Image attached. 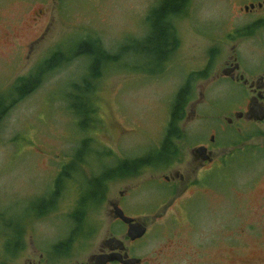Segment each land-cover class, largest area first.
<instances>
[{
    "label": "rangeland",
    "instance_id": "rangeland-1",
    "mask_svg": "<svg viewBox=\"0 0 264 264\" xmlns=\"http://www.w3.org/2000/svg\"><path fill=\"white\" fill-rule=\"evenodd\" d=\"M255 1L190 0L186 15L173 21L178 45L172 59L150 74L137 46L127 51L125 46L143 42L149 11L163 0H0V214L20 218L0 223V264H23L40 255L46 264L85 262L108 234L121 238L126 232L125 225L108 216V201L119 199L120 191H125L124 213L147 223L146 234L129 246L143 264H264V119L237 122L233 111L246 92L214 78L232 47L243 68L252 70L247 74L264 72V22L251 24L258 13L242 10ZM249 24L251 34L244 29ZM86 39L98 40L118 62L108 65L96 82L98 124L90 135L79 132L66 100L70 86L87 73L85 58L69 57ZM58 49L71 51L65 54L70 59L46 71L40 85L18 99L17 79L28 77ZM203 72L205 78L197 76L187 85L192 101L197 79V118H190L187 106L177 142L184 159L173 169L185 164L186 170L190 149L210 143L215 128L219 137L214 135L213 151L221 158L197 166V183L180 205L168 209L169 198L182 190H168L159 179L172 168H147L137 177L109 182L104 201L92 213L93 236L77 243L70 256H55L54 245L66 240L73 226L67 214L74 209L76 192L63 188L56 210L39 221H31L26 208L49 195L54 178L84 138H91L94 148L113 152L104 161L88 159L81 172L86 180L119 159L142 158L159 147L176 91ZM224 117L233 124L225 126ZM12 226L25 232L24 250L15 246L23 236L9 237ZM11 247H16L13 258L6 252Z\"/></svg>",
    "mask_w": 264,
    "mask_h": 264
},
{
    "label": "trees",
    "instance_id": "trees-1",
    "mask_svg": "<svg viewBox=\"0 0 264 264\" xmlns=\"http://www.w3.org/2000/svg\"><path fill=\"white\" fill-rule=\"evenodd\" d=\"M189 2L190 0H163L157 8L149 11V15L146 18L149 30L143 38V42L138 43L132 39L133 41L125 46V51L134 45L137 46L136 53L144 56V59L148 62L150 74L158 72L160 65L164 64L166 66L172 59V54L178 45V35L173 21L186 15ZM251 33L252 31L250 30L249 34ZM68 52L71 51L68 49L66 51L58 49L48 60L40 64L34 72L30 73L28 77L18 78L15 83L18 99L25 97L35 90L40 85L41 78L46 71L58 66L64 59L69 60L70 58L65 55ZM69 57L72 59L83 57L88 61L87 73L80 79V82L73 83L70 86L66 100L67 109L72 115L79 132L89 134L88 131L98 124V121L95 119L96 109L93 98L96 82L101 79L102 71L108 65L118 63L117 57L107 53L99 41L95 39L79 41L76 50L71 52ZM198 74L193 75L194 77L190 76L189 81L175 94L171 106L169 126L159 147L151 149L142 158L119 159L111 168L108 167L98 175H92L86 180L81 172L84 167H88V159L93 157L98 161H104L102 157H111L113 156V152H106L103 150L105 149L103 147L94 148L93 140L89 137L84 138L71 155V161L69 159L67 163L63 164L61 171L59 170L54 178L49 195L46 198H36L26 208L27 213L34 217L31 221H39L48 212L56 210L55 202L59 196V192L63 188L66 191L73 189L76 192L77 199L74 209L67 214V218L73 222V226H71L67 239L56 242L54 245L52 250H54L53 254L55 256H70L73 250H75L77 243H86L93 236L94 233L89 232L90 227H96L91 222L92 213L97 211L104 201L109 182L137 177V175L147 168L161 169L166 166L168 167L173 162V156L180 153L177 140L181 139L182 131L178 128L177 123L182 119L183 109L189 100L190 92L187 85L194 78H197V76L198 78H205L206 76L205 72ZM3 110V103H1L0 116ZM234 144H236L235 141ZM92 145L94 150L99 151H93ZM92 153L96 156H88ZM68 182L72 183V187L69 186ZM2 221L4 223H11L13 221H20V218L7 219L3 218L0 214V223ZM28 225L30 224L28 223ZM8 233L9 237L17 235L20 238L23 236L22 242L15 243V246L17 247L18 245L20 251L24 250L23 241L25 232L18 226H12ZM16 247H11L6 251L12 258L16 256L14 252Z\"/></svg>",
    "mask_w": 264,
    "mask_h": 264
},
{
    "label": "flooded vegetation",
    "instance_id": "flooded-vegetation-1",
    "mask_svg": "<svg viewBox=\"0 0 264 264\" xmlns=\"http://www.w3.org/2000/svg\"><path fill=\"white\" fill-rule=\"evenodd\" d=\"M252 6V7H250ZM245 7H247V10H245ZM244 13H249L251 16L255 14V12L258 13L257 15V19L252 22L251 24H255L257 22H264V0H257L255 2H249L246 6L244 5L242 8ZM251 24L247 25L244 27V29L249 32L248 30L251 27ZM230 53L227 55L226 60L223 62V66L221 67L222 70H220L219 72H217V74L215 75L214 78L218 79V80H226L229 83H236L240 86H242V89L246 92L245 95L240 98V102L241 104L238 105V109H236L235 111H233V118L238 122V121H244V124H248V123H257L254 121H249L244 117V114L248 111L250 104H253L254 106L259 107L260 109L264 110V72H260L257 74H247V72L250 71H246L243 66L241 65V63H239V61L237 60V53L236 50L232 47L230 49ZM169 57V55H168ZM264 66V64H263ZM261 66H259L260 68ZM226 71L228 74L224 75L222 72ZM256 71H263V70H256ZM242 76V78H241ZM238 82H241L240 84ZM184 83V82H183ZM179 87V89L176 91V93L183 87V84ZM193 94H194V99L192 101H188V104L185 106V108L183 109V116L182 119L180 121H178L177 125L178 128L180 122L183 120V118L185 116H187L186 113V107L188 106V113L190 115V118H197V79L193 82ZM201 91V90H200ZM199 91V95L201 94V92ZM191 93V92H190ZM237 113H243V116L239 119L235 118V115ZM223 124L227 125V126H231L233 124V120L232 118L229 117H224L223 119ZM169 121H170V115H169V120H168V124H167V128L169 126ZM243 123V122H242ZM225 125V126H226ZM181 130V129H180ZM213 134L210 135L209 137V141L210 143H205V144H199L198 147L202 146L205 148V154L211 159V162H213V160L218 161L220 158H217V151H213L214 150V135H217V138L219 137V134H217L216 128L213 129L212 131ZM183 135V132H182ZM182 139V137H181ZM181 139L177 140V142H179ZM204 143V142H203ZM197 148L193 147L190 149L189 154L186 156L187 158L189 157V160L187 162V167L185 170V164L182 166L181 169H173L174 168V164L176 163H182L183 159H184V154L183 153H177L173 156V162L170 163L168 165L169 168H172L173 170L167 175H163L160 176V180L163 181L164 183V187L167 188L169 190L170 189H174L175 187H181L182 190L181 191H177L175 193L171 192L170 195L172 194V196L169 198L170 202L164 207V209H168L171 208L173 206H177L180 205L182 203V201H180V199L182 198V196L184 195V193L186 192L187 189H189L190 187L194 186V184L197 183V166L198 167H203V165L205 163H207L206 161L202 162L200 156L197 155L196 152H194V149ZM181 151V149H180ZM187 158L185 159V163L187 161ZM217 158V159H216ZM179 164V166H180ZM178 166V167H179ZM133 178V177H130ZM125 191H120L119 192V199H111L108 201L109 206H111V209L114 205H116L117 207H119L123 213H124V208L122 206V201L121 198L123 196H125ZM110 209V212H108V216L112 219V221H119L121 222L119 219L114 218L113 217V213L112 210ZM125 216L128 217H132L130 215H127L126 213H124ZM137 219V218H136ZM139 221H141L143 224L146 225L147 228V223L138 219ZM122 223V222H121ZM123 224V223H122ZM125 225V224H123ZM126 226V225H125ZM127 228V226H126ZM109 232V230H108ZM114 237L112 234H108L107 237H105L100 243H99V248L97 250V254H109L110 252L112 253H117L119 255H127L128 258L130 257H136L133 255V253L130 251L129 246L132 243H135L138 240H134V241H128L127 238L125 237V234L121 236V238H117L119 239L122 243H123V247L124 250H111L110 248L113 247L114 243L112 244H108L106 242V240L108 238H112ZM93 255V254H92ZM91 256V255H90ZM89 256V257H90ZM88 257V258H89ZM140 259V263L139 264H143L142 262V258L137 257ZM23 264H46L45 262L42 263L41 262V255L38 257L37 260H33L30 258H26L24 259ZM74 264H91L90 262H87V260L85 262H80L77 263L75 262ZM107 264H121L117 261L114 262H109Z\"/></svg>",
    "mask_w": 264,
    "mask_h": 264
},
{
    "label": "water",
    "instance_id": "water-1",
    "mask_svg": "<svg viewBox=\"0 0 264 264\" xmlns=\"http://www.w3.org/2000/svg\"><path fill=\"white\" fill-rule=\"evenodd\" d=\"M252 7V6H250ZM245 10H247V7H245ZM224 75H227L228 73L226 71L222 72ZM242 78V76H241ZM243 116V113H237L235 115V118L239 119ZM244 117L249 121L254 122H261L264 119V110L260 109L257 106H254L253 104H250V107L248 111L244 114ZM194 152L197 153L198 156H200L202 162L204 161H210L211 159L205 154V148L200 146L194 149ZM112 213L113 217L119 219L123 224L127 226L125 237L128 241H134L142 238L147 231L146 225L143 224L141 221H139L136 218L125 216L123 211L114 205L112 207ZM108 244L114 243L113 247L110 248L111 250H124L123 243L117 239V238H108L106 240ZM117 261L121 264H139L140 259L137 257H130L128 258L127 255H119L110 252L109 254H97V255H91L87 262H90L91 264H107L109 262Z\"/></svg>",
    "mask_w": 264,
    "mask_h": 264
}]
</instances>
